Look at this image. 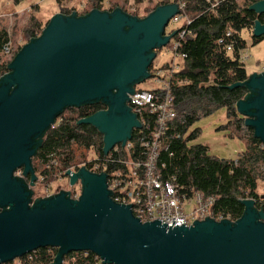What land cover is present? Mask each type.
Wrapping results in <instances>:
<instances>
[{
	"label": "water",
	"instance_id": "95a60500",
	"mask_svg": "<svg viewBox=\"0 0 264 264\" xmlns=\"http://www.w3.org/2000/svg\"><path fill=\"white\" fill-rule=\"evenodd\" d=\"M248 10L264 14V0ZM179 12L169 3L143 18L119 8L57 14L8 62L0 77V264L45 248L57 250L50 264L78 252L101 264H264V211L252 200L240 202L244 212L234 222L170 227L140 223L129 206L114 203L103 173L66 171L69 186L79 183V197L61 191L34 203L13 176L22 170L33 184L42 136L67 109L101 104L76 125L97 131L103 155L123 147L140 128L128 95L149 79L156 52L177 34L166 28ZM251 36L264 37V24L255 21ZM235 88L247 91L235 111L264 148V71L229 87Z\"/></svg>",
	"mask_w": 264,
	"mask_h": 264
},
{
	"label": "trees",
	"instance_id": "16d2710c",
	"mask_svg": "<svg viewBox=\"0 0 264 264\" xmlns=\"http://www.w3.org/2000/svg\"><path fill=\"white\" fill-rule=\"evenodd\" d=\"M22 1L12 0L14 5ZM135 1L140 3L144 0ZM156 1L157 7L171 2L181 3L182 13L190 21L183 28L186 34L177 50L179 55H184L182 65L171 80L175 117L168 126L160 151L158 163L163 165L160 169L162 177H173L179 194L186 198L199 193L204 199H212L211 209L217 217L232 222L238 220L244 212L240 203L242 200H252L256 209L264 211V194L258 191L259 183H264V148L254 138L253 131L244 127L243 119L235 111V104L247 95V91L243 88L229 89L248 77L240 60L247 46L242 32L250 34L252 45L264 40V37L251 36L255 21L264 24V14L256 15L248 10L249 6L261 0H217L214 6L208 0ZM101 3L102 0L94 1L91 10L104 11ZM72 12L67 11L63 15ZM128 15L144 17L135 13ZM227 33L229 35L225 37ZM7 43L6 33L0 31L1 55ZM225 47H230L232 51L226 52ZM6 65L7 62L0 63V76L7 72ZM102 109L101 104L67 109L43 134L32 166L39 170L45 185L54 180L56 170L63 171L73 166L74 147L82 154L85 150H93L95 156L103 157L102 138L97 131L89 126L76 125L78 120ZM219 109L226 110V127L245 143V150L234 160L217 159L208 153L205 146L190 145L199 133L198 130L188 133L189 128ZM82 154H78L80 160L75 168L85 162L86 159L82 161ZM53 164L58 167H53ZM56 252L53 248L36 250L19 258L16 263L50 264ZM63 263L101 264V260L91 252H78L65 256Z\"/></svg>",
	"mask_w": 264,
	"mask_h": 264
},
{
	"label": "built area",
	"instance_id": "2783aa9c",
	"mask_svg": "<svg viewBox=\"0 0 264 264\" xmlns=\"http://www.w3.org/2000/svg\"><path fill=\"white\" fill-rule=\"evenodd\" d=\"M208 2H212L214 6L217 0H208ZM175 4L178 5L180 12L170 22L175 23L182 18L185 23L176 30L177 34L172 38L174 43L171 45V51L182 60L184 55H179L177 50L186 34L183 28L189 25L190 21L182 13L183 5ZM228 35L227 33L225 37ZM230 49L225 47L226 52L232 51ZM2 53L6 58H10L7 60L8 64L14 56L11 53L10 42L3 47ZM174 67L175 65H166L165 69L159 71L152 66L148 79L152 82L151 86L144 89L135 87L134 93L128 95L126 105L136 115L140 128L133 131L131 139L123 147L116 145L103 157L94 155L91 160L86 159L78 168L68 167L63 171L56 170L57 173L55 171L53 174L54 180L58 178V174L64 176L66 171L76 172L82 167L93 174L103 173L107 176V190L111 193V200L116 204L129 206L132 215L140 223L163 221L164 225L170 227L180 225L190 227L195 221L227 220L214 214L211 209L212 199H204L199 193L186 198L179 194L173 177L164 179L161 175L160 169L163 165L158 163L160 151L166 139L168 126L175 117L170 88L173 75L179 69L175 70ZM134 132L137 133L134 134ZM13 176L22 178L21 170L15 171ZM42 181L41 177L39 183ZM78 197L79 194L73 197L70 194L73 200Z\"/></svg>",
	"mask_w": 264,
	"mask_h": 264
},
{
	"label": "rangeland",
	"instance_id": "374dc122",
	"mask_svg": "<svg viewBox=\"0 0 264 264\" xmlns=\"http://www.w3.org/2000/svg\"><path fill=\"white\" fill-rule=\"evenodd\" d=\"M94 1L96 0H24L14 5L12 0H0V31L6 33L10 42L11 53L15 55L29 40L33 39L34 36L38 37L40 35L42 29L53 16L66 14L67 11H75L78 15H83L91 10ZM156 3V0H144L140 3H137L135 0H102L101 5L104 11L119 8L125 13H135L139 17H145L157 7ZM149 10L150 12L146 13ZM184 23L185 21L182 18L178 19L175 23L169 22L166 33L178 30ZM241 35L247 45L240 55L247 76L262 73L264 71V40L252 45L250 34L247 31H243ZM173 43L174 39H171L165 47L156 52V57L151 66L157 68L159 71L165 69L166 65H175V70L179 69L182 65V60L171 51ZM9 59V57L6 58L0 54V63L7 62ZM151 84L150 80H146L137 85L136 88L144 89L151 86ZM226 124L225 109H219L209 116L201 118L188 130V133L194 130H198L199 133L198 137L190 142V145L205 146L208 149V153L217 159L234 160L245 150V143L243 140L237 138L231 129L226 127ZM73 152L75 160L72 167H75L74 165L79 164L80 158L78 154H82V151L74 147ZM83 153L82 161L84 159L91 160L94 157L93 150H85ZM33 164H35V161H33ZM52 166L58 167L57 165ZM47 187L48 190H46V186L44 187V182H41L37 188L32 190L33 203L47 196L56 195L61 191L69 192L72 197L75 194H80L79 183L69 186L67 178L61 174H58V178L52 180ZM258 191L264 194L263 182L259 183ZM13 262L10 264H17Z\"/></svg>",
	"mask_w": 264,
	"mask_h": 264
},
{
	"label": "flooded vegetation",
	"instance_id": "af4514ba",
	"mask_svg": "<svg viewBox=\"0 0 264 264\" xmlns=\"http://www.w3.org/2000/svg\"><path fill=\"white\" fill-rule=\"evenodd\" d=\"M91 105H94V104H91ZM90 105V106H91ZM87 106H89V105H87ZM86 106V107H87ZM103 109H104V107H103ZM102 109V110H103ZM34 169V168H33ZM21 173H22V170H21ZM34 175H35V177H36V180L33 182V184H30V177L29 176H22V178H20V180H21V183H23L24 184V186L26 187V189L27 190H30L31 191V194H32V190L33 189H35V188H37L38 187V185H39V180H40V174H39V172H38V170H36V169H34ZM50 184V183H49ZM49 184H47V185H45L44 184V187L46 186V190H48V185ZM30 201H32V196L30 197ZM1 210H3V209H0V211Z\"/></svg>",
	"mask_w": 264,
	"mask_h": 264
}]
</instances>
